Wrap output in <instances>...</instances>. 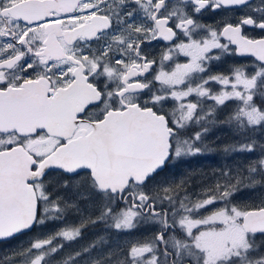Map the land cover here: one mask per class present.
<instances>
[{
  "label": "snow or ice",
  "instance_id": "obj_1",
  "mask_svg": "<svg viewBox=\"0 0 264 264\" xmlns=\"http://www.w3.org/2000/svg\"><path fill=\"white\" fill-rule=\"evenodd\" d=\"M0 264H264V0H0Z\"/></svg>",
  "mask_w": 264,
  "mask_h": 264
},
{
  "label": "trees",
  "instance_id": "obj_2",
  "mask_svg": "<svg viewBox=\"0 0 264 264\" xmlns=\"http://www.w3.org/2000/svg\"><path fill=\"white\" fill-rule=\"evenodd\" d=\"M221 134V133H220ZM226 134V133H224ZM229 138V137H228ZM228 138H225L223 140H228ZM217 143H219V141H216ZM199 158H203V157H199ZM206 158V157H205ZM204 158V159H205ZM222 159H226L224 161H222ZM228 159V161H227ZM194 160H192L191 163V168L194 169L195 166L201 168L200 171H202L205 174H210L214 169L218 168L221 163H225V162H230V158H225L221 153L218 152H213V154H210L206 159H205V164L204 165H200V162H197L196 164L193 162ZM212 168V169H211ZM196 170V168L194 169ZM199 171V172H200ZM199 176V173H197V175H195L193 177V181L196 179L195 177Z\"/></svg>",
  "mask_w": 264,
  "mask_h": 264
},
{
  "label": "flooded vegetation",
  "instance_id": "obj_3",
  "mask_svg": "<svg viewBox=\"0 0 264 264\" xmlns=\"http://www.w3.org/2000/svg\"><path fill=\"white\" fill-rule=\"evenodd\" d=\"M218 19V18H217ZM207 22H212V20H211V18H209L208 20H207ZM242 60H244L245 58H241ZM220 135V134H219ZM227 135V134H226ZM227 137H228V135H227ZM213 139H214V137H213ZM229 139V138H228ZM195 162V161H194ZM195 168H196V170H201V168H199L198 166L196 167L195 166ZM194 168V169H195ZM199 171L197 172V173H199ZM200 177V176H199ZM192 189H195V188H197L198 187V185L195 183V181H193V183H192ZM101 229L100 228H97L95 231H92V230H87V232H86V236H85V239H84V241H82V243H87L89 240H91L92 239V237H95V235H96V233L97 232H99Z\"/></svg>",
  "mask_w": 264,
  "mask_h": 264
},
{
  "label": "rangeland",
  "instance_id": "obj_4",
  "mask_svg": "<svg viewBox=\"0 0 264 264\" xmlns=\"http://www.w3.org/2000/svg\"><path fill=\"white\" fill-rule=\"evenodd\" d=\"M220 134V133H219ZM220 136L222 137V139H225V138H228L227 137V135L226 134H224V133H221L220 134ZM211 154H213V153H211ZM210 155V154H209ZM209 155H207L206 156V158L209 156ZM205 157H203V158H199V157H197V158H193V160L195 161H193L195 164L197 163V162H200V165H204L205 164V159H204ZM224 160H226V159H222V161H224ZM227 161H228V159H227ZM222 164V163H221ZM212 169V168H211ZM196 179L194 180V181H196V180H198L200 177L199 176H196L195 177ZM94 237H92V239H93Z\"/></svg>",
  "mask_w": 264,
  "mask_h": 264
}]
</instances>
